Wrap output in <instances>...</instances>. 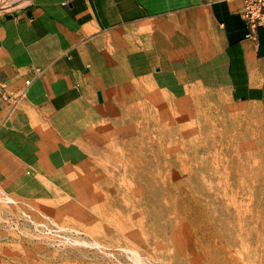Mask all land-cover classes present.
<instances>
[{
  "label": "rangeland",
  "instance_id": "374dc122",
  "mask_svg": "<svg viewBox=\"0 0 264 264\" xmlns=\"http://www.w3.org/2000/svg\"><path fill=\"white\" fill-rule=\"evenodd\" d=\"M117 77L86 163L0 185V264H264V103Z\"/></svg>",
  "mask_w": 264,
  "mask_h": 264
},
{
  "label": "crops",
  "instance_id": "0c3cea01",
  "mask_svg": "<svg viewBox=\"0 0 264 264\" xmlns=\"http://www.w3.org/2000/svg\"><path fill=\"white\" fill-rule=\"evenodd\" d=\"M243 8L244 0H32L0 17V73L12 97L0 98V185L86 163L119 70L175 98L205 87L264 103V26L252 29Z\"/></svg>",
  "mask_w": 264,
  "mask_h": 264
},
{
  "label": "built area",
  "instance_id": "2783aa9c",
  "mask_svg": "<svg viewBox=\"0 0 264 264\" xmlns=\"http://www.w3.org/2000/svg\"><path fill=\"white\" fill-rule=\"evenodd\" d=\"M242 15L252 29H256L261 25L264 26V0H244V8ZM41 72L37 70L35 77L39 78ZM33 80H28L27 85H30ZM0 98L4 100H12V97L7 93V84L4 76L0 73ZM17 104L16 100L12 103Z\"/></svg>",
  "mask_w": 264,
  "mask_h": 264
},
{
  "label": "bare ground",
  "instance_id": "6f19581e",
  "mask_svg": "<svg viewBox=\"0 0 264 264\" xmlns=\"http://www.w3.org/2000/svg\"><path fill=\"white\" fill-rule=\"evenodd\" d=\"M20 0H0V13L1 12H3L4 10H6L7 8H9V7H11V6H9L10 4L9 3H14L15 2V4L17 3V2H19ZM21 2H22V0H21ZM24 3V2H23ZM15 4H13V5H15ZM28 4V3H27ZM26 3H25V5H27ZM21 5H23L22 3H21ZM24 5V6H25ZM18 6V5H17ZM12 8H14V6L12 7ZM17 8V7H16ZM76 169V168H75ZM69 172V171H68ZM93 172V171H92ZM90 174H91V172H90ZM96 174V173H95ZM74 175V174H73ZM86 177H87V175H86ZM92 180H96V178H94V179H92ZM71 181V180H70ZM68 185V184H67ZM86 185H89L88 183H85L84 184V186H86ZM98 192H99V190H98ZM99 194V193H98ZM127 194H129V191L127 192ZM9 199V198H8ZM10 200H12V199H10ZM86 200V202H91L89 199H85ZM91 204V203H90ZM136 255V254H135ZM139 258H140V256H138ZM137 257V258H138ZM138 260V259H137ZM138 261H140V260H138ZM142 263V262H141Z\"/></svg>",
  "mask_w": 264,
  "mask_h": 264
}]
</instances>
